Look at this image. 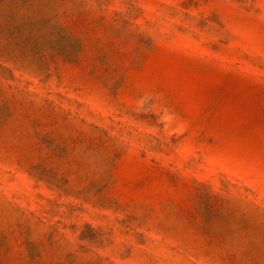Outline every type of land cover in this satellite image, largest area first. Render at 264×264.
I'll use <instances>...</instances> for the list:
<instances>
[{
	"label": "rangeland",
	"instance_id": "374dc122",
	"mask_svg": "<svg viewBox=\"0 0 264 264\" xmlns=\"http://www.w3.org/2000/svg\"><path fill=\"white\" fill-rule=\"evenodd\" d=\"M0 264H264V0H0Z\"/></svg>",
	"mask_w": 264,
	"mask_h": 264
}]
</instances>
